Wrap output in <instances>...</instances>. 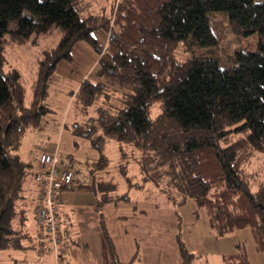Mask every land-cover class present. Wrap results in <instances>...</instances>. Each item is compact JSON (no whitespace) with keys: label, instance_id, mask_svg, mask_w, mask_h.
I'll return each mask as SVG.
<instances>
[{"label":"trees","instance_id":"trees-1","mask_svg":"<svg viewBox=\"0 0 264 264\" xmlns=\"http://www.w3.org/2000/svg\"><path fill=\"white\" fill-rule=\"evenodd\" d=\"M115 3L112 12H95L85 0H0V249L40 246L29 230L27 210L28 190H38L37 202L40 197L37 165L19 148L27 131L44 129L54 112L49 97L58 62L71 57L77 41L86 40L100 54L98 77L71 92L80 119L72 131L98 150L95 167L109 165L111 142L125 159L127 147L137 149V189L155 187L179 206L194 201L205 208L218 237L250 227L264 252V0ZM214 12L225 13L236 34H257L258 48L238 50L234 64L222 66L206 51L217 43ZM100 28L110 30L105 48L94 35ZM53 33L52 45L47 40ZM41 39L45 47L29 95L20 70L5 68L6 48ZM180 45L190 59L178 58ZM89 186L97 197L103 264H125L103 208L130 196L104 180L94 178ZM181 225L179 219L182 262L196 264L199 257L187 249ZM236 249L224 264H251L246 246L239 243Z\"/></svg>","mask_w":264,"mask_h":264},{"label":"rangeland","instance_id":"rangeland-1","mask_svg":"<svg viewBox=\"0 0 264 264\" xmlns=\"http://www.w3.org/2000/svg\"><path fill=\"white\" fill-rule=\"evenodd\" d=\"M113 2L114 0H85L88 9L95 12L100 10L112 12L111 9ZM117 3L118 0H116L115 4ZM211 23L213 31L217 36V43L210 46V49H206V51L208 53H214L222 66L233 65V58L238 50H256L258 48L257 34L247 37L236 34L229 25L228 17L225 13H212ZM109 34L110 30L104 28L97 29L94 32L100 48L106 47ZM50 37L51 38L47 40L48 42L51 41L49 44H55V41L52 42V40H55L57 35L53 33ZM44 47V40L41 39L37 43H10L6 48L8 64L5 68L15 67L20 70L26 80L29 95L32 82L36 78L42 53L41 51ZM200 49L204 50V47H200ZM176 54L181 60H188L191 58V54L186 52L181 45L176 49ZM99 56L100 54L94 45L86 40H79L71 50V57L69 59H61L58 62L53 91L49 97V104L54 109V112L50 116L48 124L44 129L27 131L22 145L19 148V152L24 159H27L29 156L31 157L30 150L34 149V145L37 142H41L44 146L49 143H54L57 147V154L61 160H63V163L65 162L68 164L74 172V179L76 182L90 184L95 178V180H104L106 182L114 183L117 187V193L129 191L131 194L128 193L129 196L135 197L137 205L140 206L142 203H147V215L151 214L149 208L151 205V208H155L158 212L152 211V221L154 224H160L159 228L163 229L161 242L166 245L164 247V253L172 260L173 255L177 254L179 251H176L173 247V245H176L173 232L175 228L173 223H176V233L178 236L177 226L179 220L177 222L176 219L188 214L190 206L187 204L185 208H181L178 204H173L165 194H159L158 189L155 187L148 188V186H146L147 189L144 188V191L142 190L143 188L137 190L136 185L141 182L139 163L137 161L140 152L137 149L127 147L126 149L129 156L125 159L121 154L122 152L120 151L117 142H111L106 150L110 159L109 165L104 169H99L98 167H95L96 165L94 164V159L99 156L98 150L92 146L91 141L88 138L77 136L72 131L73 122L80 119L78 117V107L76 108L75 103H72L73 96L71 92L76 91L84 80L97 79ZM42 144H39L40 146H38V149H42ZM260 163V160L256 161V164ZM125 165L127 166V172L123 171V166ZM34 191V189H31L30 193L34 194ZM145 199H147L146 201L148 202H145ZM28 211L31 220L34 223V210L31 204L28 205ZM97 229L95 230L93 226L90 228L92 240L95 237L93 235L97 233ZM34 234L35 233L33 232V235ZM140 238H143V240L146 241L145 245L142 243L143 248H146L147 239L142 237V235ZM154 242L158 243L156 241ZM91 247H93V243H91ZM51 252H53L51 247L48 250L40 251L38 245L36 247L3 248L0 249V264H32L37 262V258L40 257L39 255L46 257ZM33 258L36 259L33 260ZM171 263L174 264L175 261L172 260Z\"/></svg>","mask_w":264,"mask_h":264},{"label":"crops","instance_id":"crops-1","mask_svg":"<svg viewBox=\"0 0 264 264\" xmlns=\"http://www.w3.org/2000/svg\"><path fill=\"white\" fill-rule=\"evenodd\" d=\"M39 144L42 143L37 142L34 145L35 150L31 149L30 151L57 153V147L54 143H49L46 146L42 144V149H38ZM27 159L30 160V156ZM61 166L65 167L68 164L63 163V160H61ZM89 185L88 183L75 181L73 189H62L58 193L57 208L61 217V227L67 228L70 236L65 258L59 259L53 251L46 257L39 255L37 262L32 264H103L102 233L99 214L96 209L97 197L95 191ZM31 189L28 190L30 198L28 202L35 211L38 190H35L36 194L35 191L34 194H31ZM142 190L144 191V189ZM128 193L130 194L129 191ZM158 193L161 194L162 192L158 191ZM146 200L145 202H148ZM187 204L190 206L188 214L179 218L182 222L181 234L187 249L198 255L199 258L196 260V264H224V258L234 254L239 243H243L246 246L251 264H264V252L258 249L250 227L237 229L231 234L218 237L211 230L205 208L199 207L192 200H188L180 207L185 208ZM146 206L147 203H142L140 206L137 205L135 197L131 196L127 201L110 204L103 208L106 226L120 261L125 264H172L171 261L174 260V264H183L179 251L173 255L172 260L164 253L166 245L161 242L163 229L159 228L160 224H154L152 221V211L156 210L155 208L152 209L150 205L151 214L147 215ZM179 219H176L177 222ZM173 224L175 228L173 230L174 239L176 241V245H173V247L177 251L179 247L176 223L174 222ZM91 226L95 230L98 227L97 233L93 235L95 236L93 240L91 239ZM29 230L32 235L33 232L35 233L33 237L38 236L37 233L40 230L35 219L34 223L31 220V216ZM141 235L147 239L146 248H143L142 243L145 245L146 241L140 238ZM91 243H93V247H91ZM39 248L40 251H43L40 246ZM35 259L33 258V260ZM4 260L7 261L6 259Z\"/></svg>","mask_w":264,"mask_h":264},{"label":"built area","instance_id":"built-area-1","mask_svg":"<svg viewBox=\"0 0 264 264\" xmlns=\"http://www.w3.org/2000/svg\"><path fill=\"white\" fill-rule=\"evenodd\" d=\"M31 158L37 165L34 181L40 192L35 209L36 223L40 229L37 238L43 251L51 247L60 257V254H65L69 242L67 230L61 227L57 193L61 189L74 188V173L69 165L61 166L56 152L31 151Z\"/></svg>","mask_w":264,"mask_h":264}]
</instances>
